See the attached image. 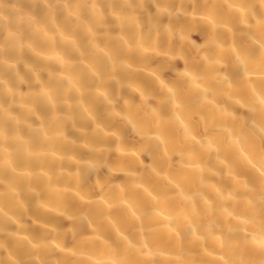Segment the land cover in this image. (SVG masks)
<instances>
[{
    "label": "bare ground",
    "instance_id": "6f19581e",
    "mask_svg": "<svg viewBox=\"0 0 264 264\" xmlns=\"http://www.w3.org/2000/svg\"><path fill=\"white\" fill-rule=\"evenodd\" d=\"M0 264H264V0H0Z\"/></svg>",
    "mask_w": 264,
    "mask_h": 264
}]
</instances>
